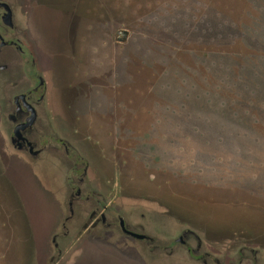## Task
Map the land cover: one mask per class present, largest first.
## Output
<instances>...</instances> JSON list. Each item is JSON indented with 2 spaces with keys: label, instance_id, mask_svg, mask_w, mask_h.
<instances>
[{
  "label": "rangeland",
  "instance_id": "rangeland-1",
  "mask_svg": "<svg viewBox=\"0 0 264 264\" xmlns=\"http://www.w3.org/2000/svg\"><path fill=\"white\" fill-rule=\"evenodd\" d=\"M90 4L80 17L89 20L87 38L81 47L78 39L69 46L80 84L73 99L60 89V100H72L67 112L55 97L45 105L51 114L40 108L43 126L87 163L92 187L104 189L106 180L118 177L114 205L144 207L126 209L132 223L144 215V228H161L165 242L190 222L172 220V209L199 210L212 227L244 226L235 241L211 239L219 255L238 261L240 250L264 243V0ZM120 31L128 34L123 43L116 41ZM57 37L61 50L65 36ZM10 62L14 80L7 95L22 70L19 60ZM48 166L40 184L65 202L66 176ZM20 182L27 203L34 202L28 184ZM167 182L172 198L159 188ZM7 199L0 191V264H19L24 239Z\"/></svg>",
  "mask_w": 264,
  "mask_h": 264
},
{
  "label": "water",
  "instance_id": "water-1",
  "mask_svg": "<svg viewBox=\"0 0 264 264\" xmlns=\"http://www.w3.org/2000/svg\"><path fill=\"white\" fill-rule=\"evenodd\" d=\"M2 2L0 6L5 11L4 20L7 22L12 20L16 25L34 58L40 85H45L41 107L43 106L44 110L46 108L45 112L49 113L52 109L51 106L45 107L46 102L53 101L55 97V100L62 104V110L67 112L72 100L69 102L60 100V95L63 94L60 89L65 95L69 90L73 99L74 89L80 84L74 80L75 72L71 68L69 46H73V41L78 39L81 47V41L87 38L89 20L80 17L91 5L90 2L95 3V0H18L17 2L2 0ZM45 18L48 20L44 21ZM58 35L65 36L62 39L64 47L61 50H59L61 39L57 37ZM126 36V31H120L116 35V41L123 43ZM10 56L4 50H0V191L8 198L7 203L10 202L16 208L15 216L19 222L20 236L24 239L19 264H41L42 257L45 264H54L58 259V256L55 258L56 248L60 257L65 252L67 254L55 264H253L249 260L250 251L246 254L242 252L244 258L238 262L235 255H219L216 250L220 246L211 243V239L215 243L223 244L235 241L237 231L243 228L245 230V227L220 221H218L221 223L219 227H212V220L207 221L198 217L199 212L196 211L199 210L172 209V220L183 221L180 219L183 217L190 222L176 237L172 236V242L178 243L177 246L165 252L158 249L167 246L164 243L165 238L159 234L161 228L142 226L148 236L158 240L156 245L158 247L152 250L139 241L143 237L138 235L131 234L132 238L127 236L130 233L125 232V235L113 228L104 229L99 226L93 230H85L82 225L84 217L81 213L80 218L76 220L78 227L73 228L65 223V229H61L68 214L65 184L62 195L64 202L56 198L45 184L42 186L40 180H43V173H48L50 167L48 164L65 176L67 167L50 151L28 154L23 150L21 144L26 139L22 137L21 132L31 126L35 119L33 111L26 124L16 126L14 130L7 121L11 109L4 89L14 80ZM80 56L82 59V54ZM20 79V73H17L15 81ZM55 114L52 112L53 118L56 116V121H59ZM10 117L12 120V115ZM59 117L65 127V119L68 115L64 113ZM46 119H48L47 115ZM48 129L50 126H47ZM11 131L14 136L10 138ZM28 148L32 151L29 144ZM20 181L28 184V191L34 197L32 200L34 202L27 203L24 187ZM114 210L118 214L122 213L121 210ZM70 213L72 214L71 211ZM133 224L136 225L134 231L141 232L139 223ZM250 234L248 232L245 236L251 238ZM253 245L251 250L255 253V264H264V243L254 241ZM185 246L192 251L193 256L207 257L195 260ZM208 257H212L213 261Z\"/></svg>",
  "mask_w": 264,
  "mask_h": 264
},
{
  "label": "flooded vegetation",
  "instance_id": "flooded-vegetation-1",
  "mask_svg": "<svg viewBox=\"0 0 264 264\" xmlns=\"http://www.w3.org/2000/svg\"><path fill=\"white\" fill-rule=\"evenodd\" d=\"M2 3L3 2L0 0V4ZM4 13V9L0 6V50H4V52L11 55L10 58L19 60V67L22 69V78L17 81V85L10 88L11 92L6 96L12 112L8 115L9 118L7 121L10 122L12 130H14L16 126L26 124L27 120L31 117V111H33L35 119L30 127L25 128L24 132H21L22 137L26 139V141L21 144L23 150L30 154L42 152L46 149H52L58 156L56 159L63 161L67 165L65 187L68 214L66 219L63 221L61 229H65V223L69 224V226L73 228L78 227L76 220L80 218L81 213L84 217L82 225L85 227V230H93L98 226L104 229L113 228L125 235V232L130 233V235L127 234L129 237H132V235L143 237L139 241L146 244L149 250L158 247L156 246L158 240L154 237L148 236L144 231V228H142V226H144V215L140 216V228L138 227L141 232L136 233L134 231L136 229V225L132 223V217H130L129 212L126 210L144 209V207L138 206L137 208H132L128 205H114L121 187L118 177H115L116 179H110L111 183L106 180V185L109 184V187L107 185L104 189H100L97 186L92 187L90 185V181H87V163L72 147H70L67 143L55 139V136L43 126L42 112L40 108L41 97L43 95L45 85H40L38 78L39 75L29 47H27L25 41L22 39L13 21L11 20L10 22H7L4 20ZM127 38L128 34L125 39L127 40ZM11 115L12 120H10ZM13 136V131H11L10 138ZM28 144L32 148V151L29 150ZM129 181H133V179L130 178ZM165 184H163L165 187L159 186V188H164V194H166L169 198H172V191L167 189L170 182ZM173 196H175L174 193ZM74 206L76 207L75 211H73ZM114 209H123V214H118ZM65 234H67V232ZM166 242H169L166 247H158V249L169 251L172 250V247L177 246L178 244L176 242H172V240H167ZM185 247L195 260H202L207 257L204 255L193 256L192 251L187 246ZM249 251L250 260L253 264H255V253L252 252V250ZM249 251L244 249L240 250L238 252V262L242 259V252L247 253ZM55 252L56 256L60 257L57 248L55 249ZM208 258L210 259V257Z\"/></svg>",
  "mask_w": 264,
  "mask_h": 264
}]
</instances>
